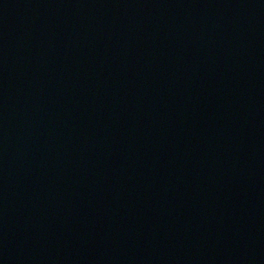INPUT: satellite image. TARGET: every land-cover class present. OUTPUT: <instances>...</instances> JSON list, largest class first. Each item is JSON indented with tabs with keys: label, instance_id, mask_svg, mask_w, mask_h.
Returning a JSON list of instances; mask_svg holds the SVG:
<instances>
[{
	"label": "water",
	"instance_id": "1",
	"mask_svg": "<svg viewBox=\"0 0 264 264\" xmlns=\"http://www.w3.org/2000/svg\"><path fill=\"white\" fill-rule=\"evenodd\" d=\"M0 264H264V0H0Z\"/></svg>",
	"mask_w": 264,
	"mask_h": 264
}]
</instances>
